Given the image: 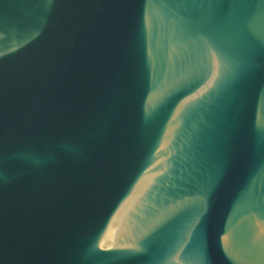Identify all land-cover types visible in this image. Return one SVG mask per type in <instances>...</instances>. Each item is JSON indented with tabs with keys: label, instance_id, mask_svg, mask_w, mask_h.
<instances>
[{
	"label": "water",
	"instance_id": "water-1",
	"mask_svg": "<svg viewBox=\"0 0 264 264\" xmlns=\"http://www.w3.org/2000/svg\"><path fill=\"white\" fill-rule=\"evenodd\" d=\"M0 264H264V0H0Z\"/></svg>",
	"mask_w": 264,
	"mask_h": 264
}]
</instances>
